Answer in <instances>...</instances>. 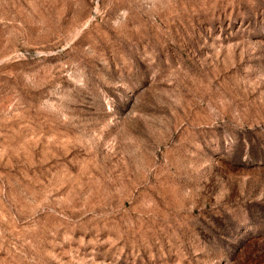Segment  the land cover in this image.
Segmentation results:
<instances>
[{
  "label": "rangeland",
  "instance_id": "1",
  "mask_svg": "<svg viewBox=\"0 0 264 264\" xmlns=\"http://www.w3.org/2000/svg\"><path fill=\"white\" fill-rule=\"evenodd\" d=\"M0 264H264V0H0Z\"/></svg>",
  "mask_w": 264,
  "mask_h": 264
}]
</instances>
